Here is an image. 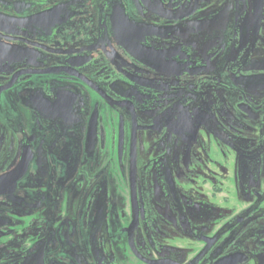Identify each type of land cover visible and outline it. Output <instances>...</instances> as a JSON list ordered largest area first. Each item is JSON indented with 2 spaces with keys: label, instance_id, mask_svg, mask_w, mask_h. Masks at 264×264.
Listing matches in <instances>:
<instances>
[{
  "label": "flooded vegetation",
  "instance_id": "obj_1",
  "mask_svg": "<svg viewBox=\"0 0 264 264\" xmlns=\"http://www.w3.org/2000/svg\"><path fill=\"white\" fill-rule=\"evenodd\" d=\"M0 42V264H199L153 223L213 206L208 264H264V0H0Z\"/></svg>",
  "mask_w": 264,
  "mask_h": 264
},
{
  "label": "rangeland",
  "instance_id": "obj_2",
  "mask_svg": "<svg viewBox=\"0 0 264 264\" xmlns=\"http://www.w3.org/2000/svg\"><path fill=\"white\" fill-rule=\"evenodd\" d=\"M18 49L19 48L17 46L0 42V61H4V63H12L16 61L18 59ZM154 196L155 199H153ZM160 198V194L158 196V193H154L152 190H150L148 201L152 200L151 203L154 201V203L159 202L160 204ZM186 210L189 212V209ZM222 212L223 211L221 207L213 206L211 216H208L206 219H195V221L189 223L187 222V224L180 220L154 222L153 230L155 232L154 235L156 238L157 247H159V249L163 250L164 252L170 253L171 255L175 253H179L182 256L196 254L197 258H202L200 259L201 261L198 260L200 261L199 264H208V259L204 258L203 254L199 253L200 249L198 246L202 235H208L212 231L217 232L223 226L224 222L220 219V214ZM192 229H195L194 233L191 232ZM173 236H176V242H172ZM182 239L185 241L184 245L179 244ZM220 242H218L217 245H219ZM227 245L229 247L227 248L228 250H231L234 247L233 243Z\"/></svg>",
  "mask_w": 264,
  "mask_h": 264
},
{
  "label": "water",
  "instance_id": "obj_3",
  "mask_svg": "<svg viewBox=\"0 0 264 264\" xmlns=\"http://www.w3.org/2000/svg\"><path fill=\"white\" fill-rule=\"evenodd\" d=\"M17 172L15 171L14 172V175L16 174ZM20 174H22V173H19V174H16L15 176L17 177V176H20Z\"/></svg>",
  "mask_w": 264,
  "mask_h": 264
}]
</instances>
